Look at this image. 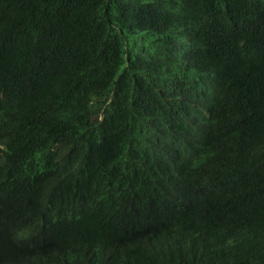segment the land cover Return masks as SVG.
I'll return each instance as SVG.
<instances>
[{"label": "trees", "instance_id": "trees-1", "mask_svg": "<svg viewBox=\"0 0 264 264\" xmlns=\"http://www.w3.org/2000/svg\"><path fill=\"white\" fill-rule=\"evenodd\" d=\"M214 71L225 84L197 96ZM0 89L37 110L2 138L22 189L82 174L101 202L77 216L52 197L61 220L30 248L0 243V264H264V0H0ZM197 100L214 119L186 115Z\"/></svg>", "mask_w": 264, "mask_h": 264}, {"label": "clouds", "instance_id": "clouds-1", "mask_svg": "<svg viewBox=\"0 0 264 264\" xmlns=\"http://www.w3.org/2000/svg\"><path fill=\"white\" fill-rule=\"evenodd\" d=\"M189 50V48L179 46L178 50L174 49L170 54L182 68L186 66H195L199 56ZM208 80L216 82L215 90L206 89V81ZM219 81L225 84L224 79L221 80V73L219 71H214L204 78H194V83H191V88L198 89L197 96H206V93L218 94V91L221 89V83ZM0 96L6 98L2 89H0ZM38 98L39 97H34L32 100L36 102ZM7 99L8 101L0 98V171L7 169L8 172V177L0 181V194L5 197L9 205L16 208L23 207L31 201V203L34 204V210L21 211L18 218H14L0 211V243L8 242L19 247L30 248L34 245L36 237L43 229L61 220L58 215H53L49 218H45L43 215L44 212L52 208V197L59 195L67 196L71 199L74 198V201L70 203L69 206L76 211L75 214L77 216L80 215V209L78 208L80 202L83 201L88 206L94 208L96 214H101L99 210L101 202L95 190H90L83 185L82 174L78 180L64 182L59 186L58 183L48 180L49 187L46 191L44 190V193H42L43 190L40 185V179H37L35 181L36 184H32L30 188L26 186L22 189L23 184H21V182L24 179L22 174L23 168L18 163V160H20L23 155L19 149L16 151L15 155L12 154L15 148L3 142L2 138L6 133H9L8 137L11 139L18 141L22 140L24 137H15L14 134H12L14 132L13 130L24 123L30 115L37 113V110L35 107L34 109L30 108L31 103L24 96H14ZM212 104L213 103L209 101L197 100L193 102L192 106L186 108L185 113L188 117L194 116L200 121H211L215 118V109ZM40 131L41 130L32 132L34 135L28 139L27 146L30 149L36 148L39 142L43 140L48 141L49 138L43 139L37 136ZM52 134H54V132ZM59 190H62L61 194H58ZM13 191H15V194ZM35 211H37V213ZM147 212L149 216L146 218L150 222L166 223L157 212Z\"/></svg>", "mask_w": 264, "mask_h": 264}]
</instances>
